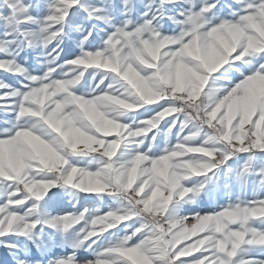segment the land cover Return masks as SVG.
<instances>
[{"label": "snow or ice", "instance_id": "snow-or-ice-1", "mask_svg": "<svg viewBox=\"0 0 264 264\" xmlns=\"http://www.w3.org/2000/svg\"><path fill=\"white\" fill-rule=\"evenodd\" d=\"M0 264H264V0H0Z\"/></svg>", "mask_w": 264, "mask_h": 264}]
</instances>
